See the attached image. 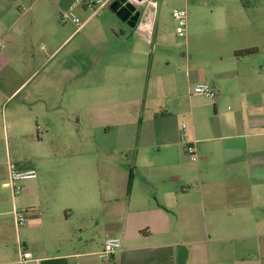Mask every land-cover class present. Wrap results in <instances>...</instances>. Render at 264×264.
<instances>
[{"label":"crops","instance_id":"0c3cea01","mask_svg":"<svg viewBox=\"0 0 264 264\" xmlns=\"http://www.w3.org/2000/svg\"><path fill=\"white\" fill-rule=\"evenodd\" d=\"M90 1L0 0L4 43L0 59L12 67L17 61L36 60V55L28 53L30 35L41 32L52 39V33L49 26L35 28L33 17L54 18L62 8L73 10L78 3L83 11L90 10ZM158 5V0H149L136 6L140 17L133 28L127 25L129 30L111 25L118 18L115 12L110 10L111 17L102 15L110 25L93 33L102 34L103 39L92 44L90 59L65 68L75 73L76 82L88 83L87 90L75 92L79 101L91 102L88 109L114 114L107 109L116 107L127 118L121 127L120 120L114 123L121 128L118 144L104 151V170L90 175L98 184L90 192V203L73 207L42 201L39 179L26 192L35 199L22 226L23 240L13 222L17 237L13 253L6 247L11 230L0 219V264H19L18 245L40 264H264V108L248 105L249 96H264V91L259 92L240 72L238 66L249 56H235L247 48L256 49L252 55H257L260 48L242 46L227 59L218 54L214 61L194 65L189 56L182 63L186 75L181 90L175 74L180 69L176 71L168 59L157 58L155 15L149 33L143 26L146 12L154 9L156 14ZM245 7L235 15L249 23L254 14ZM99 13L91 12L81 27L53 42L43 63L67 39L83 33ZM254 70L258 78L264 75L261 67ZM197 83H209L217 98L196 101V96H202L192 92ZM17 89L1 91L0 85V108ZM186 101L188 133L196 143V168L179 141L181 108ZM126 112L136 114L135 118L129 119ZM18 169L41 174L39 166ZM1 187H8L7 182ZM68 191L72 193V187ZM88 229L99 232L100 238L88 239L84 235ZM112 237H120L121 247L110 260L100 261L98 253Z\"/></svg>","mask_w":264,"mask_h":264},{"label":"rangeland","instance_id":"374dc122","mask_svg":"<svg viewBox=\"0 0 264 264\" xmlns=\"http://www.w3.org/2000/svg\"><path fill=\"white\" fill-rule=\"evenodd\" d=\"M158 2L154 14L159 33L156 42L160 44L157 58L168 59L176 71L180 69V72L175 73L178 75L176 83L179 89L184 90L186 70L182 63L189 59V56H192L191 63L194 65L208 60L214 61L218 54L227 59L233 56L234 49L242 46H257L260 48L259 54L245 58L243 65L238 67L250 84L256 86L259 92L264 91V75L258 78V74H254V69L259 70L260 67L264 69V0H158ZM246 5L254 14L249 23L235 15V12L246 8ZM27 8L24 6V10ZM67 8H62V12L68 11ZM181 10L187 12L186 38L176 35L175 20L172 17L174 11ZM70 11L80 22H84L92 12L91 9L83 11L79 3ZM105 13L107 17H111L109 6L96 15L97 19L86 24L83 33L67 39L45 63L44 56L49 53L52 43L62 41L76 29V25L68 20L62 22L61 15L54 18L49 15L44 18L33 17L35 28L40 25L49 26L52 33V39L41 32L30 35L31 45L28 47V53L36 55V60L29 64L17 61L12 67L0 59L1 91L9 90L11 87L18 88L6 105L0 108V219H3L11 230L10 236H6L9 253L17 249L12 212L13 210L23 212L22 215L26 219L30 212V203L35 199L34 196L26 194L28 187L40 179L42 201L52 204L63 202L73 207L90 203V192L98 186L90 175L92 172L104 170V151L118 144L120 127L124 118H127L122 114L124 111L119 113V108H106L115 112L109 114L88 109L87 106L91 105V102L85 97L79 101L75 95L77 89L87 90L88 83L76 82L75 73L65 71L66 67L75 68V63L83 61L87 63L90 59L92 44L98 38L103 39L102 34L93 33L98 28L110 25L107 18H101ZM113 21L111 25L114 24L115 28L129 30L118 18L115 17ZM147 23V19L144 18L143 26ZM1 43L4 44L0 39V45ZM0 51H3L1 46ZM194 99L199 103L211 101L203 96H196ZM222 99L224 106H228V98ZM248 100V105L264 108V96H249ZM187 101L186 104H182L183 120L180 123V125L185 123L186 126ZM126 114L131 120L136 116L127 112ZM119 120L120 127L114 124ZM106 126L110 131H105ZM130 131L133 132V129L130 128ZM186 157L196 168L197 163L187 155ZM7 162H11L17 168L34 165L39 166L41 170L38 179L17 183L21 189L14 198L9 187H1V184L8 181ZM60 187H65V190H59ZM71 187L72 193L68 191ZM76 221L79 219L75 218ZM19 229L23 240V227ZM84 235L93 240L100 238L99 232H90L89 229Z\"/></svg>","mask_w":264,"mask_h":264},{"label":"built area","instance_id":"2783aa9c","mask_svg":"<svg viewBox=\"0 0 264 264\" xmlns=\"http://www.w3.org/2000/svg\"><path fill=\"white\" fill-rule=\"evenodd\" d=\"M109 0H91L89 3L93 14H97L102 10ZM134 5L139 6L144 3H149V0H128ZM152 6H154L153 3ZM154 9L146 12L145 19L148 23L144 25L145 31L149 33L152 30ZM172 17L175 20V33L178 37L184 38L187 35V12L186 10L174 11ZM60 20L65 22L66 20L72 22L76 27H81L83 22L75 16L70 10L61 13ZM192 92L197 95H202L208 99L214 100L217 98V92L209 83H197L193 86ZM179 141L184 147L185 154L192 161H197L196 156V143L190 138L188 128L185 123L179 126ZM8 181L7 186L10 188L12 196L21 189L17 184L19 181L32 180L37 177V171L35 169H18L11 162H7ZM23 212L13 210L12 216L16 229L25 225V218ZM121 239L120 237H112L105 240L102 249L98 253L99 259L102 261L110 260L113 255L120 249ZM19 250V264H40L38 259L33 258L30 251L23 248L22 245H18Z\"/></svg>","mask_w":264,"mask_h":264},{"label":"water","instance_id":"95a60500","mask_svg":"<svg viewBox=\"0 0 264 264\" xmlns=\"http://www.w3.org/2000/svg\"><path fill=\"white\" fill-rule=\"evenodd\" d=\"M109 9L126 25L133 28L140 17V11L128 0H113Z\"/></svg>","mask_w":264,"mask_h":264},{"label":"trees","instance_id":"16d2710c","mask_svg":"<svg viewBox=\"0 0 264 264\" xmlns=\"http://www.w3.org/2000/svg\"><path fill=\"white\" fill-rule=\"evenodd\" d=\"M255 50L256 49H254V48L242 49V50L236 51L235 56H237V57L250 56L255 52ZM129 186H130V179H129Z\"/></svg>","mask_w":264,"mask_h":264}]
</instances>
